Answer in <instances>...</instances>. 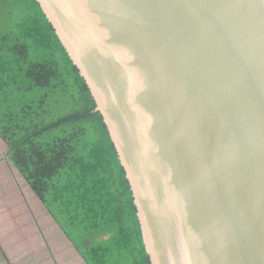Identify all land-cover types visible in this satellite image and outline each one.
<instances>
[{
	"label": "water",
	"instance_id": "water-1",
	"mask_svg": "<svg viewBox=\"0 0 264 264\" xmlns=\"http://www.w3.org/2000/svg\"><path fill=\"white\" fill-rule=\"evenodd\" d=\"M125 169L151 264H264V0H37Z\"/></svg>",
	"mask_w": 264,
	"mask_h": 264
},
{
	"label": "trees",
	"instance_id": "trees-1",
	"mask_svg": "<svg viewBox=\"0 0 264 264\" xmlns=\"http://www.w3.org/2000/svg\"><path fill=\"white\" fill-rule=\"evenodd\" d=\"M96 107L40 3L0 0V135L9 159L86 264H151L129 180Z\"/></svg>",
	"mask_w": 264,
	"mask_h": 264
},
{
	"label": "rangeland",
	"instance_id": "rangeland-1",
	"mask_svg": "<svg viewBox=\"0 0 264 264\" xmlns=\"http://www.w3.org/2000/svg\"><path fill=\"white\" fill-rule=\"evenodd\" d=\"M31 193L29 206L26 202H17L15 199H7V201L0 203V243L10 249L12 253H19L23 246L26 249V245L29 249L30 246L37 249L42 244V248L40 245L41 251L37 253L36 258L44 254L42 250L46 248L47 243L51 244L47 242L49 241L48 238L53 240L54 248H58L62 244L73 247L72 244L67 243L66 235L41 200L32 190ZM41 206L44 209L41 210ZM4 210L5 212H3ZM55 234H58V237ZM22 236L25 243L20 241ZM68 241L70 242V240ZM60 252L63 256L71 255L73 248L68 252H64V250ZM1 253L0 251V258Z\"/></svg>",
	"mask_w": 264,
	"mask_h": 264
},
{
	"label": "crops",
	"instance_id": "crops-1",
	"mask_svg": "<svg viewBox=\"0 0 264 264\" xmlns=\"http://www.w3.org/2000/svg\"><path fill=\"white\" fill-rule=\"evenodd\" d=\"M8 154V143L0 135V203L7 201V199H15L17 202H26L29 206V197L32 195L31 188L24 176L11 162ZM41 207V210L44 209L43 206ZM20 241L25 243L23 236ZM40 245L42 248V244ZM40 245L37 249L32 248V246L29 249L26 245V249L23 246L19 253H12L10 249L0 243V251L2 252L0 264H86L75 249L71 254L72 256L69 255L72 259L62 258L61 254L55 253V251H60V247L54 248L53 245L48 243L46 248L42 250L44 254L36 258L37 253L41 251ZM67 248V251L71 250L69 246Z\"/></svg>",
	"mask_w": 264,
	"mask_h": 264
}]
</instances>
